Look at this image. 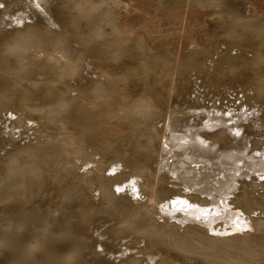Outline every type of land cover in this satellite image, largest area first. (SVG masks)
Masks as SVG:
<instances>
[{
  "label": "rangeland",
  "instance_id": "1",
  "mask_svg": "<svg viewBox=\"0 0 264 264\" xmlns=\"http://www.w3.org/2000/svg\"><path fill=\"white\" fill-rule=\"evenodd\" d=\"M113 1L0 0V264L121 262L122 248L118 244L109 243L104 236V228L109 224L103 216L98 214L90 219L92 222H86L78 211L77 202L72 201V147L73 143L79 146L81 139H85L84 142L89 140L92 147L101 145L104 149L119 152L121 160L125 154L124 160L127 161H123L130 167L138 165L139 147L128 132L119 129L114 117L115 107L129 93L135 92V96L146 93L141 77H144L148 66H156L158 59L167 64L163 73L172 77L173 88L177 87V93L180 94L178 100L181 99L184 104H194L193 108H189L193 112V117H189L192 124L201 120L200 129L212 130L214 112L221 113L219 117L225 121L223 128L227 129L228 134L221 145H216L224 146L220 149L212 146V142H207L215 148L213 152L222 155V152L231 150L236 156L247 152L253 158L246 155V160L250 158L249 161L256 162V166L262 161L260 163L264 166V0H115L117 6H114ZM93 4L101 10L99 13H92ZM251 5H254L255 11ZM110 19L112 23L107 22ZM108 24L112 29L116 26V33H108L109 29L112 31L109 26L106 27ZM140 35L155 48L153 53L141 49L137 43ZM93 38L95 41L91 42ZM86 40L88 42L85 44L83 41ZM101 42L107 44L108 50L101 47ZM75 49H82L80 53L85 57V63H82L76 74L79 80L76 76H70L68 69L62 72L59 62L55 60L59 55L70 60ZM102 75L112 76L110 81L108 77L104 78L106 85L104 82L103 96L94 98L87 91L91 87L89 82H103ZM78 81L81 84H77ZM167 81L163 79L164 83ZM138 82L143 87L136 91ZM178 86L183 87L179 89ZM164 92L152 94L155 95L152 100L154 105L168 102L167 92ZM252 93H256V96ZM258 95H261L260 98ZM83 98L90 99L88 102L92 105L98 103V109L91 108ZM106 115H109L108 118ZM104 131L105 135L102 134ZM112 132L118 136L110 137ZM109 141H114V146H107ZM254 142H258V147L257 144L252 147ZM123 161L113 163L117 162V167L124 168ZM199 164L211 169L214 163ZM261 169L264 168H257V172H248L246 176L237 175L227 183L230 185L234 180L236 190V186L240 187L243 180L249 181L252 177L257 176L264 182V170ZM178 180L174 179L175 182ZM229 185L224 186L228 193L233 187ZM97 189H91L92 196L88 199L87 205L93 208L101 205L97 204L95 193L100 194ZM233 191L199 207L193 219L187 217L192 214L193 207L177 209L175 213L178 212L180 216L173 220L184 224L182 220L186 219L187 223L209 228L211 233H218L221 227H227L229 233L233 230H250L246 215L248 210L231 201L235 199L233 193L237 190ZM198 195L208 196L207 192H198ZM211 222L214 223L212 227L208 225Z\"/></svg>",
  "mask_w": 264,
  "mask_h": 264
},
{
  "label": "bare ground",
  "instance_id": "2",
  "mask_svg": "<svg viewBox=\"0 0 264 264\" xmlns=\"http://www.w3.org/2000/svg\"><path fill=\"white\" fill-rule=\"evenodd\" d=\"M113 3H114V6H117L115 0L113 1ZM93 5H91L92 13L94 12L99 13V11L101 10L97 8V5L96 6L95 5L93 6ZM113 7L112 9L114 10ZM252 7H254V5ZM253 9L255 11V7ZM109 10H110V7H109ZM107 13H104V14L106 15ZM110 21L111 19L107 22H110ZM110 23H112V21ZM108 26L110 27V24L106 25V27ZM115 27L116 26H114L113 29L110 27L112 31H110L109 29L108 33L109 32H113L112 34L116 33ZM104 28H105V25H104ZM117 30H119V26ZM106 32L104 34H106L107 36ZM117 32L118 34L121 33V32L119 33V31ZM85 34H88V33H85ZM118 34H116L115 36L117 37ZM134 34L136 35V33ZM94 37H96V39H99V37L97 38V36H94ZM103 38H106V37H103ZM137 38H138L137 43L140 45L141 49L143 48V51L145 50L144 52L146 53L152 52L155 49L152 47L151 44H149L146 41V39L142 35H140ZM87 40L83 42L84 43L88 42L89 40L88 41ZM93 41H95V39L92 40L91 42ZM91 42L89 41V43ZM103 42H101L102 44L101 47H103L104 50H106L107 44ZM130 42H131V39H130ZM94 44L96 45L97 42L96 43L94 42ZM110 47L112 48V44ZM113 48H114V45H113ZM200 49H202V47ZM80 52H82V49H75L73 57L70 60L67 59L64 55H59L55 57L56 58L55 60L59 62L62 72H64L65 69H68L70 76H72L73 78L76 76V74H78V71L81 68L82 63L85 61L84 55L81 54ZM93 52L95 51L93 50ZM102 52L104 53L103 50ZM94 57L96 58V56ZM97 57H100V56H97ZM257 57H258V54H257ZM260 58L261 56L259 57V59ZM91 59H92V56H91ZM96 63H97V60H96ZM92 67H94V65ZM148 67L149 68H146L144 72V77H141L143 78L144 89H145L144 92L146 93L145 94L143 93L144 95H140V96L138 94L135 96L134 95L135 92L131 94L129 93V95H126V96H123L122 95L123 93H120L123 97L116 103L115 109L117 113L116 111L114 113L115 115L114 117L117 120L116 124L119 126V129L122 128V130L124 129L126 132H128V134L132 138H134L133 141L137 144V147H139L137 150V156H138L137 160L140 159V161H137L138 165L136 164L137 166L133 165V167H130L127 164V162L126 163L124 162V161H127V160H124L125 154L123 157V160H124L123 161L121 160L122 159L120 157L121 155L119 156L118 154L119 152L116 153L115 151H113V149H110V148L104 149L103 147H101V145L98 147H92L90 142H88L89 140H86V142H84L85 139L84 140L81 139V143L84 142V146H82L81 143L79 146L74 145L73 143V147H72V155H73L72 201L77 202L76 206L79 207L78 211H80L81 217L83 218V220L88 222L91 218L92 219L94 218L93 216H96L98 214L103 216L105 222L109 224L108 226H106V228H104V230L106 231L103 230L106 233V235H104L107 237L106 240L109 241V243L118 244V246L122 248L123 254L120 257L121 262L119 264H264V182L260 181L259 180L260 178H257V176L256 178L252 177L251 180L249 181L243 180L240 183V187L236 186L237 191L235 190L233 186L235 184L234 180H232V182L230 181L231 182L230 185L233 186L232 188H234V190L236 191V193H233L235 191H233L232 188L229 189L230 194H231V191H233L232 193L235 194L234 195L235 199H232L231 201H234V203L239 205V207H242V208L246 207V210H248L247 211L248 213L246 215H248L247 220L249 222L250 230L247 229V231H243V232H238V231L233 230L229 233L227 230V227H221L220 229H218V233H211L209 232V228H204L205 226L201 227V226L191 224L192 222L187 223L186 219L182 220L184 224H181L180 222L177 223L176 220H173L174 217L180 216L178 212L175 213V210L182 209V208L186 209L185 208L186 206L188 207L187 209H189L190 207H193V210L191 211L192 214L187 216L188 218L193 219L195 215L194 212L199 211L198 210L199 207L201 208L202 205L209 204L211 201H215V200L217 201V199H220L223 194L228 193V191L224 190L225 189L224 186L229 185L227 183L229 179H234L236 178L237 175L246 176V173L251 172V171L254 173L256 170L257 172V168H264V166L262 165V163H260L262 161H259L258 166H256L255 164L256 162L252 163L251 161H249L250 158H253V157L248 156L249 153L247 152L245 154L240 153L241 154L240 156L239 155L236 156V154L231 153L230 152L231 150H230L229 152H225V153L222 152V155L221 154L216 155L215 152H213V148L216 145H221L222 144L221 142L225 140L224 137L227 136L228 134L227 129L223 128V123L225 121L223 119H220L219 117L221 113L216 111L217 113L214 112L215 116L212 115L213 117H212L211 123H213L212 125L214 126V128L212 127V130H209V131L202 130L204 129L203 127L202 129H200L199 125H202L200 119H199L200 120L199 122H193L192 124V121L190 118L193 117L191 116L193 112L189 110V108L191 107L193 108L194 104L193 105L191 104L189 105L187 103L184 104V102H182L181 99H180L181 101L178 100V96H180V94H178L179 92L177 93V90H176L177 87L173 88L174 84H173V80H171L172 77L166 73H163L165 69H167L166 62L158 59V62L155 67L154 66H148ZM177 67L179 66L177 65ZM179 69H176V70H179ZM81 71L82 70H80V72ZM104 73H106V71ZM110 73L111 72H109V74ZM63 74H61L60 76H63ZM182 74L184 73L182 72ZM105 75H102L104 76L103 79L106 77ZM176 75L178 74H175V76ZM258 75L260 74L258 73ZM110 76L112 75H109V77L107 76L109 81H110ZM255 76L257 75H254V77ZM80 77H82V75ZM76 78H78V76H76ZM249 78L251 79V77ZM86 79L88 81V78ZM163 79H167L168 81L164 83ZM80 81L76 83L81 84ZM104 82L106 85L105 79L103 82L91 80L89 82L91 87L88 88L87 91L92 94V97L99 99L101 96H103L102 93H104L103 92L104 86H105ZM138 85H139L138 86L139 88L137 87L136 91L140 90L143 87V85H141L140 83ZM161 85H162V90H160ZM182 87L178 86L179 89ZM202 89L204 88L202 87ZM259 89L261 90V88ZM164 90H166L167 92L168 102L166 103L158 102L157 105H154L152 100L153 98H155V95H152V94L155 93V91L164 92ZM255 91H257V89ZM166 92H164V94ZM106 94H109V93H106ZM81 95L79 94V96ZM253 95L256 96V93H254ZM260 96L258 95L259 98ZM87 99L85 100L83 98V100L88 102L90 99L89 100ZM176 102H179V103L176 104ZM96 104L98 103H94V105H92L91 102H88V105L92 106L91 108H97L98 106ZM91 110L94 111L95 109H91ZM107 114H110V112ZM211 114H213V112ZM200 115H202V113H200ZM193 120L195 121V119ZM112 133H110V137H113L114 135L117 134L114 132ZM102 134L105 135V131ZM106 138L108 139V137ZM115 138H118V137H115ZM113 142L114 141H109V144L108 145L106 144V145L114 146ZM207 142L208 143L212 142L213 143L212 146L214 147L209 146L210 144H208ZM106 143H108V141ZM256 144L258 147V142L252 143L253 145L252 147H254ZM216 147L220 149L221 147H224V146H221V147L216 146ZM189 151H192V153ZM135 152L136 151L134 150L133 153L135 154ZM133 153H132V158H133ZM246 155L247 157H250L249 160H246V158H244L246 157ZM176 158H178L179 160L177 159L178 160L177 161ZM115 161H118L119 163H122L123 161L124 168H121L120 166L117 167L116 165L117 162L116 164L113 163ZM201 162L206 163V164L214 163V164H211L213 167L211 168L212 170L208 166H205V167L201 166L199 164ZM130 164L132 163L130 162ZM134 167L135 168L140 167V168L135 169ZM239 167H242V168L240 169ZM203 168H206V169L203 171ZM261 170H264V169H261ZM232 171H234V174H232ZM176 178L179 179L178 182L174 181V179ZM230 185L229 187H231ZM95 187H97L100 192L99 195L95 193L96 196L98 197L97 204H101L98 208H95V207L93 208L87 205L89 197L92 196L90 191L93 188L95 189ZM136 192H138V194ZM198 192H207L208 196L207 197L200 196L198 195ZM226 196H229V195L226 194ZM250 197H253L251 198L253 201L252 205H251L252 201L251 199H249ZM181 199L183 200L181 201ZM89 202H94V201H89ZM189 204L191 205L189 206ZM194 207H197V208H194ZM173 212L175 213V215H173L174 214ZM78 222H79V219H78ZM213 224L214 223L212 222L208 223L210 227H212ZM104 232L102 233L105 234Z\"/></svg>",
  "mask_w": 264,
  "mask_h": 264
}]
</instances>
